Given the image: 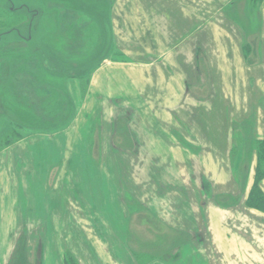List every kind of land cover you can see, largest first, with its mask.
I'll return each instance as SVG.
<instances>
[{
	"label": "crops",
	"instance_id": "crops-1",
	"mask_svg": "<svg viewBox=\"0 0 264 264\" xmlns=\"http://www.w3.org/2000/svg\"><path fill=\"white\" fill-rule=\"evenodd\" d=\"M111 1L106 33L116 58H100L87 77L69 128L73 133L85 126L82 156L88 168H93L88 138L96 123L100 157H144L145 162L124 166L127 182L121 167L112 166L110 177V167L100 165V205L110 223L100 228L105 238L100 239V264H264V213L247 206L257 168L255 145L264 142V0L253 9L259 18L252 36L256 47L232 15L240 0ZM249 50L258 62H250ZM118 106L132 112L122 119L128 149L114 143L117 119L110 121L105 112ZM239 132L255 143L245 164L231 159ZM30 143L15 144L26 148ZM24 148L16 154L20 160ZM68 169L62 159L48 166L43 187L55 190ZM259 188L264 196V179ZM2 197L0 225L14 213L26 217L25 199L15 210V203ZM45 202L48 206L50 198ZM56 204L54 199L49 221L58 218ZM81 204L75 202V210L80 220H89L87 203ZM133 206H143L180 240L174 254L136 259L128 240ZM47 211L33 216L40 220ZM43 236L45 263L56 248L57 264H64L66 254L76 264H88L67 242L58 249L54 229L47 226ZM11 252V244L0 243V264H12L7 261Z\"/></svg>",
	"mask_w": 264,
	"mask_h": 264
},
{
	"label": "rangeland",
	"instance_id": "rangeland-1",
	"mask_svg": "<svg viewBox=\"0 0 264 264\" xmlns=\"http://www.w3.org/2000/svg\"><path fill=\"white\" fill-rule=\"evenodd\" d=\"M253 1H256L254 6L250 5ZM257 3L258 0H240L232 12L252 47L257 46L252 38L258 29L259 18L253 10ZM111 5V0H0V182L6 181L0 197L11 199L15 210L20 209V199H25L26 215L23 218L14 213L11 220L5 221V226L0 225V243L12 246L7 259L9 263L57 264L56 248H52L47 263L43 260V235L49 226L55 230L54 242L57 241L58 249L65 241L85 263L100 264V239H105L100 237V228L106 230L110 224L100 205L97 179L100 165L104 163L110 167L107 172L110 177L112 166L121 167L120 175L124 181L129 176L124 166L132 164L135 167L134 164L145 162L144 157H100L101 133L96 123L88 138L92 156L87 164L93 166L88 168V158L82 156L85 126L79 125L73 133L69 128L78 109L76 103L81 100L79 92L86 89L87 77L100 58L110 55L116 58L110 52L106 33ZM251 53L249 50L250 62H258L259 56ZM127 111L131 112L120 106L105 108L110 121L117 119L114 143L128 149L129 142L122 140L127 129L126 121L122 119ZM64 133H68L67 137ZM235 136L237 140L233 142L231 159L234 162L240 159L241 164H245L255 143L240 132ZM22 139L30 141V147L15 144ZM23 148L20 160L16 154ZM58 159H62L69 169L55 190L48 192L42 182L44 170L53 167ZM47 197L50 198L48 206ZM54 199H57L58 218L49 221ZM81 201L83 205L87 203L89 220H80L75 210L79 205L74 203ZM125 205L130 211L128 204ZM45 210H48L45 218H34V214L38 219L37 212ZM131 212L128 240L136 259L160 258L176 252L180 240L161 228L143 206H133ZM67 216L73 220L66 221ZM70 230L72 235L65 236Z\"/></svg>",
	"mask_w": 264,
	"mask_h": 264
},
{
	"label": "trees",
	"instance_id": "trees-1",
	"mask_svg": "<svg viewBox=\"0 0 264 264\" xmlns=\"http://www.w3.org/2000/svg\"><path fill=\"white\" fill-rule=\"evenodd\" d=\"M259 1L260 0H258V2ZM255 2L256 1L250 2V5L254 6ZM255 151L257 155V168L254 185L247 200V206L258 211L261 210L264 213V196L259 188L261 181L264 179V142H258L255 145ZM64 264L76 263L69 254H66Z\"/></svg>",
	"mask_w": 264,
	"mask_h": 264
},
{
	"label": "water",
	"instance_id": "water-1",
	"mask_svg": "<svg viewBox=\"0 0 264 264\" xmlns=\"http://www.w3.org/2000/svg\"><path fill=\"white\" fill-rule=\"evenodd\" d=\"M38 256H39V252H38V254H37Z\"/></svg>",
	"mask_w": 264,
	"mask_h": 264
}]
</instances>
